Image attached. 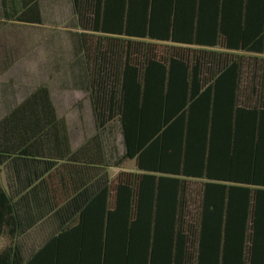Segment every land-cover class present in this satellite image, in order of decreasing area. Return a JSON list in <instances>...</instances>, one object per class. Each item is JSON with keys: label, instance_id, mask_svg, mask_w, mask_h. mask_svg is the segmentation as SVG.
I'll use <instances>...</instances> for the list:
<instances>
[{"label": "trees", "instance_id": "1", "mask_svg": "<svg viewBox=\"0 0 264 264\" xmlns=\"http://www.w3.org/2000/svg\"><path fill=\"white\" fill-rule=\"evenodd\" d=\"M70 3L79 36H98L76 88L94 135L72 151L44 85L0 119V164L39 154L47 172L58 162L102 172L84 207L34 212L75 217L54 225L51 242L66 236L78 251L63 259L264 264V0ZM0 18L42 25L40 0H0ZM237 53L254 56L250 71ZM128 161L135 172L108 178ZM15 211L0 190V237ZM21 263L0 251V264Z\"/></svg>", "mask_w": 264, "mask_h": 264}, {"label": "crops", "instance_id": "2", "mask_svg": "<svg viewBox=\"0 0 264 264\" xmlns=\"http://www.w3.org/2000/svg\"><path fill=\"white\" fill-rule=\"evenodd\" d=\"M58 1L60 0H52L50 7L53 11L59 8ZM40 7L43 17L42 0ZM70 8L72 11L71 3ZM19 26L42 28L43 24ZM75 30L81 32L76 27ZM37 44L39 45L38 41L28 39L18 41L11 39L0 45L4 52L0 59L3 66V74H0L2 75L0 77H7L6 80H9L8 85L4 82L0 83L2 89L7 88V91L0 92V119L31 92L27 91L28 87L24 84L18 86L14 81L39 77L37 74L40 70L37 65L34 66L35 62L31 60L29 53V49ZM16 46L22 49L21 57L20 55L15 57L11 50ZM55 110L58 116L64 117L58 113L56 107ZM66 123L70 148L75 151L86 138L82 136L78 140L73 139L67 119ZM46 161V156L39 154L37 156L7 155L5 162L0 164V190L5 193V205L16 209L15 215L6 218L5 233L0 237V251L5 250L6 255L20 258L21 264H72L69 260L63 259L78 252L67 243L66 240L71 239L65 236L59 243L51 240L57 236L54 225L76 223L75 217L68 218L64 214L62 217L39 218L34 216V212H39L49 204L57 209L74 205L84 207L92 200L94 192L102 188L94 184L95 175H100L102 172L96 171L95 174L93 168L83 165L79 167L78 164L71 165L66 162H58L51 171L47 172ZM123 165L118 168H108L106 170L108 178H114L119 172H135L134 169L125 170ZM28 211L31 215H28Z\"/></svg>", "mask_w": 264, "mask_h": 264}, {"label": "rangeland", "instance_id": "3", "mask_svg": "<svg viewBox=\"0 0 264 264\" xmlns=\"http://www.w3.org/2000/svg\"><path fill=\"white\" fill-rule=\"evenodd\" d=\"M58 2L59 8L53 11L50 7L52 0H42L44 14L42 28L3 23L0 18V45L11 39L17 41L28 39L39 42V45L29 49L30 58L35 62L34 66L37 65L40 70L37 74L39 77L19 79L14 82L18 86L24 84L28 87L27 91H32L39 85L47 86L58 113L68 121L73 139L78 140L82 136L87 139L95 133L91 107L88 94L77 92L76 88L82 83V77L86 75L83 66L86 60L85 53L90 55L89 49L95 46L98 36L86 33L83 34L85 37H80L79 35L85 32L75 30V16L71 11L70 1L60 0ZM11 50L15 57L22 56L20 47L16 46ZM11 50H9L10 53H12ZM3 55V48H0V59ZM236 55L242 57L244 72L250 71L251 58L254 56L245 53ZM2 67L1 62L0 74H3ZM2 78L0 77V83L4 82L8 85L7 77ZM3 90L7 91V88L0 87V92ZM117 143L119 152H122L119 138ZM123 167L125 170L134 169L132 161H128Z\"/></svg>", "mask_w": 264, "mask_h": 264}]
</instances>
